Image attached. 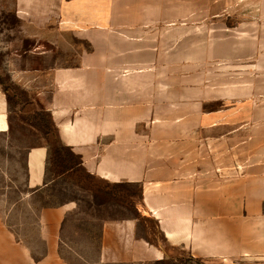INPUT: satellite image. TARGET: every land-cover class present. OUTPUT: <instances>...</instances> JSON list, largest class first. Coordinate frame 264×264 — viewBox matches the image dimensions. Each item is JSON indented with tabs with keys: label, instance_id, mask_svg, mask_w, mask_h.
Instances as JSON below:
<instances>
[{
	"label": "crops",
	"instance_id": "obj_1",
	"mask_svg": "<svg viewBox=\"0 0 264 264\" xmlns=\"http://www.w3.org/2000/svg\"><path fill=\"white\" fill-rule=\"evenodd\" d=\"M166 4L13 0L31 44L11 71L40 102L30 90L18 113L0 90V134L27 152L29 196L46 186L50 144L71 148L102 182L139 186L123 205L132 215L103 222L99 264H264V25L255 18L239 24L238 38L216 40L225 29L214 9L198 24L193 1L176 0L167 25ZM219 45L229 48L221 61L237 55L255 69L254 86L233 90V109L230 85L208 83L214 72H183V62H216ZM36 112L48 114L49 138L20 117ZM74 209L40 211L39 259L0 214V264H68L60 244Z\"/></svg>",
	"mask_w": 264,
	"mask_h": 264
},
{
	"label": "rangeland",
	"instance_id": "obj_2",
	"mask_svg": "<svg viewBox=\"0 0 264 264\" xmlns=\"http://www.w3.org/2000/svg\"><path fill=\"white\" fill-rule=\"evenodd\" d=\"M175 1L167 0V25L174 24ZM182 1L184 7L188 6V1H193V7L198 8L196 14H199L194 19L198 24L205 23L208 19L209 22H212L211 16L205 13V10L207 6L214 9L216 28L225 29L223 32L216 31V40L238 38L239 24L254 23L255 18L264 25V0ZM13 8V0H0V90L6 91L10 96V109L21 111L30 102L31 98L28 92L30 93L31 90L33 93L31 97L35 98L40 90L31 89L33 88L31 86L30 88L23 86L22 81L27 80L14 78L11 71L15 68L20 69L22 65L20 55L28 50L31 44V39L25 38L26 28L15 16ZM183 19L185 24L190 21V16L184 15ZM200 49V54L204 53L202 58L206 59L205 48ZM231 49L233 54V49H237V46L235 45ZM228 51L229 48H224L222 45L216 46V62L207 63L206 60L194 64L183 62V66H187L183 68V72L189 69V65L195 71H199L205 79H207V72H214L208 83L214 84L215 88H221L224 84L230 85L232 89L231 102L225 107L233 109L238 102V96L234 95L233 90H237L239 85L246 86L248 89L254 86L255 77L251 78L248 73L253 72L255 75V69L252 67L253 64L234 60L237 55H232L230 62L221 61L224 52L228 53ZM240 73L243 74H241V78L239 77ZM243 76L245 78H242ZM46 81L42 80L37 84V87H44ZM258 81L264 88V62L262 63V78L258 79L257 83ZM15 96L17 100H15ZM35 100L40 102L37 98ZM231 112L236 113L235 111ZM36 113L32 117L38 121L41 127H45L48 122V114ZM26 157L25 150H18L10 143L6 135L0 134V214L6 225L18 240L32 249L34 257L39 259L43 253V244L38 237L40 211L43 206L57 207L72 203L75 205V209L65 222L60 255L68 264H99L100 233L103 222L132 215V209L126 208L119 202L125 194L137 193L140 189L139 186L135 184L118 185L116 188L119 189L121 195L113 197L105 189L110 188V192L114 189L84 171H77L78 168H75L77 160L70 159L68 154L63 151L60 153L59 159L55 154L50 158L47 166L46 186L35 195L29 196L30 191L26 187ZM60 160L64 162L63 166H68L73 170L68 172V170L62 169V165L58 163ZM150 264L176 263L168 261Z\"/></svg>",
	"mask_w": 264,
	"mask_h": 264
},
{
	"label": "trees",
	"instance_id": "obj_3",
	"mask_svg": "<svg viewBox=\"0 0 264 264\" xmlns=\"http://www.w3.org/2000/svg\"><path fill=\"white\" fill-rule=\"evenodd\" d=\"M5 93H6V96H7V101H8V104H9V106H10V102H11V98H10V96L8 95V93L5 91ZM15 100H17V97L15 96ZM23 110V109H22ZM21 110V111H22ZM21 111H17L18 113L19 112H21ZM37 113H39V112H37ZM36 113V114H37ZM31 117H29V116H27L28 118H26V117H24V115H20V117H21V119L24 121V122H26L27 124H29L30 126H32V127H34V128H36L37 130H39L43 135H44V137L45 138H49V136H50V134H51V132H52V128H51V125H50V119L48 118V122H47V124H46V126L45 127H41L40 126V124L38 123V121L37 120H35V118L34 117H32L33 115H30ZM63 151H65L67 154H68V157L70 158V159H76L77 160V164H76V166H75V168H78V170L77 171H84V169H83V167H82V160H81V158L78 156V155H76L73 151H72V149L71 148H67V147H58V146H54V145H52V144H50L49 145V149H48V159H47V166H48V164H49V161H50V158H51V156L53 155V154H55L57 157H58V159H59V156H60V153L61 152H63ZM58 163H60L61 165H62V169H65V170H68V172H70V171H72L73 169H69L68 168V166H63V161L62 160H60V162H58ZM85 172V171H84ZM108 187H111L112 189H114V190H112L111 192L109 191V189L110 188H106L105 189V191H108L109 193H111V195L113 196V197H115V195H121V192L119 191V189L118 188H116L118 185H111V184H107V183H105ZM107 192V193H108ZM131 195H133V193H127V194H125L124 195V197L122 198V200L119 202L120 204H122V205H124L125 204V199H126V197H129V196H131ZM44 208H52V207H48V206H43V208L42 209H44ZM191 260H188L187 262H185L186 264H191Z\"/></svg>",
	"mask_w": 264,
	"mask_h": 264
}]
</instances>
